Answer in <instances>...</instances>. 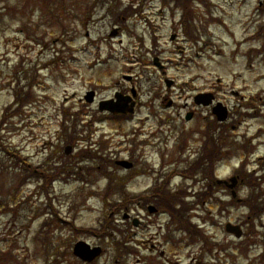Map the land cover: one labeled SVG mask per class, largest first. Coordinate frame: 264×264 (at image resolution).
Segmentation results:
<instances>
[{
  "label": "rangeland",
  "instance_id": "obj_1",
  "mask_svg": "<svg viewBox=\"0 0 264 264\" xmlns=\"http://www.w3.org/2000/svg\"><path fill=\"white\" fill-rule=\"evenodd\" d=\"M141 3V0H0V120L18 109L8 107L17 86L24 87L23 96L33 92L19 113L11 116L2 127L8 144L23 150L35 165H41L52 155V146L59 143L58 156L62 162L68 161L64 149L72 136H67L63 130L75 124L84 125L88 120L77 114L81 112L79 99L93 87L100 99L110 98L116 81L129 89L131 84L122 79L123 75L132 74L139 84L144 109L137 112L138 118L147 116L148 107L167 110L165 105H160V100L148 105L152 95L163 93L159 84L163 76L153 65L154 57H159L168 68L165 78H174L184 85L186 95L193 90L214 89L221 101L241 111V116L230 119V122L237 120L238 127L235 125L236 129L231 130L227 138L228 143L235 144L255 139L250 142L255 143V152L249 160L250 165L246 166L253 171L254 158L264 155V0L195 1L193 28L189 30L193 41L180 24L182 9L175 3L164 5L162 0ZM129 8L134 12L125 15ZM114 28L119 29V34L113 37ZM173 34H176L174 40L171 39ZM232 91L239 95H233ZM257 94L262 97L256 103L261 113L248 118V101ZM185 102L180 99L172 111L156 110L159 118L155 121L152 118L142 124L131 120L123 125L128 132L140 130L141 139L147 143L158 144L156 150L148 147L151 161L155 159L154 164L158 166L159 155L165 150L163 145L171 147L181 143L186 135L189 144L184 157L192 160L201 151L202 135L195 130L201 121H184L186 111L182 105ZM90 108L96 112L98 106ZM250 111L254 113L256 109ZM201 114L207 115L205 123L215 118L210 109H202ZM192 125L197 127L192 130ZM116 134L113 124L98 126L97 138L101 136L108 144L105 151L114 158H121L128 151L122 150L126 145L123 134L114 137ZM86 148L96 146L92 144ZM241 164V157L232 156L230 165H221V178L240 169ZM124 173L118 171V174ZM263 174L261 171L254 177ZM11 177L6 172L0 176L5 190ZM91 180L92 184L58 181L52 190L54 206L80 228H96L104 217L106 206L102 193L107 179L95 175ZM134 183L136 181L129 186L131 191ZM36 186L32 182L23 188V203L14 212H0V251L11 248V253L20 257L16 259L18 264H52L55 253L72 251L78 239L95 241L81 231L73 236L69 227L44 230L42 223L48 214L40 218L38 213H43L47 197ZM193 189H199V185ZM262 191L264 193V184ZM92 193L95 196H90ZM239 193L246 199L252 190L244 185ZM30 195L31 200L24 202ZM218 195L216 197L224 201L230 199L222 190ZM199 206L194 212L200 216L195 220L205 229L206 235L214 236L213 241L222 246L235 243L242 253L224 250L213 260L206 256L207 260L217 264L221 257L228 256L232 264H260L259 253L264 250V213L252 220L246 206L234 207L222 214L219 210L210 211L207 205L199 210ZM210 218L218 222L216 233L208 225ZM120 219L121 215L118 223ZM227 220L241 223L248 220V241L246 238L232 241L223 231ZM69 241L68 249H64ZM247 243L251 248L245 254L243 249L248 247ZM104 244L107 255L98 264H115L114 246L107 241ZM125 259V264H137L134 257ZM61 263L79 264L72 255L61 259ZM0 264H8L1 252Z\"/></svg>",
  "mask_w": 264,
  "mask_h": 264
},
{
  "label": "flooded vegetation",
  "instance_id": "obj_2",
  "mask_svg": "<svg viewBox=\"0 0 264 264\" xmlns=\"http://www.w3.org/2000/svg\"><path fill=\"white\" fill-rule=\"evenodd\" d=\"M118 91H125V94H128V90L123 89V86L121 84H118ZM191 98V108L189 109V112H192V118L195 119L199 114L200 107L195 104L194 96H192ZM138 103L139 101H137V104ZM171 104H173V101H171ZM147 145L150 146V148H153L151 144L147 143L144 145L136 144L134 146L135 149L133 152V156H131V151H128L127 154L128 159L134 163L133 170L135 179L139 180L138 186L135 189V201L133 203L132 210L133 219L136 218L135 221H133V223L135 222V246L136 249H139L143 246L146 250H148V252L145 253V258L139 257V255L142 254L139 250L135 252V257L137 258L138 262L143 259V262H148L149 264H181V262L178 260L184 256L186 257V261H184V264H204L201 258L198 256V251L191 253L188 252V249L184 251L186 245L183 246L184 243L182 237H180V240L176 242L178 243L177 249L175 251L169 252L171 248L169 247V244L173 234L172 227H170L169 225V218L164 219L163 223L165 224L160 223L162 218L166 215H169V213L167 211L164 212V210L157 204V201L161 202L164 200V192L160 191V193L158 194L155 193V188L157 189V187L160 190H164V186L162 185V183H160V181L161 179L165 178L167 173L163 171L165 167H160L157 170H153L152 165L148 163V160L150 159L147 155ZM196 158L197 157H195L192 162H196ZM160 159H162V157ZM183 161L184 160L182 159L181 163H183ZM186 168H188V164L186 165ZM170 172L173 173L172 171ZM175 173L178 174V172ZM211 173L213 172H209V174ZM142 177L144 178L143 181H141ZM150 179L151 182H149ZM177 190H181V187H177ZM208 190L210 189L208 188ZM151 205L156 208L152 211V213L154 214L148 211V207ZM177 208L179 209H176V211H181V213H179L181 214V216L186 215L185 209L183 211L180 205H178ZM170 209L172 210V206H170ZM148 213H151V216ZM142 233H147L149 236H146L144 240L141 236ZM174 233L177 232L174 231ZM159 237L166 239L167 242H162L160 245H158L156 243V240ZM202 249L204 250V248Z\"/></svg>",
  "mask_w": 264,
  "mask_h": 264
},
{
  "label": "water",
  "instance_id": "obj_3",
  "mask_svg": "<svg viewBox=\"0 0 264 264\" xmlns=\"http://www.w3.org/2000/svg\"><path fill=\"white\" fill-rule=\"evenodd\" d=\"M92 97V93L89 94ZM92 100V98H91ZM210 100L205 101L204 104H209ZM119 104H122L121 101L118 100V102H111V101H106L103 102L100 106L101 109L108 108L111 109L114 112L117 111H124L123 109H126L125 106H122V108L119 107ZM127 111V110H126ZM125 111V112H126ZM214 112L218 115V118L220 120H225L227 117V110L226 108L222 107L220 104L214 108ZM75 252L76 254L80 255L84 259L91 260L93 259L96 255L100 253V249H90V246H88L84 242H79L77 243L75 247Z\"/></svg>",
  "mask_w": 264,
  "mask_h": 264
},
{
  "label": "trees",
  "instance_id": "obj_4",
  "mask_svg": "<svg viewBox=\"0 0 264 264\" xmlns=\"http://www.w3.org/2000/svg\"><path fill=\"white\" fill-rule=\"evenodd\" d=\"M201 1H203V0H201ZM162 2L164 5H169L171 2H173V3H175L176 7H180L182 9L183 15H182V19H181V24L183 25L184 30L186 31L188 36L192 37V33L189 32V30L193 26V22L191 21V19L193 17L192 16V14H193L192 5L195 2V0H162ZM132 12H134V10L129 8L124 14L127 15V14H131ZM225 137H227L226 134H225ZM221 139L224 140V135L221 136ZM16 261L17 260H15V262ZM11 264H18V262H16V263L11 262Z\"/></svg>",
  "mask_w": 264,
  "mask_h": 264
}]
</instances>
